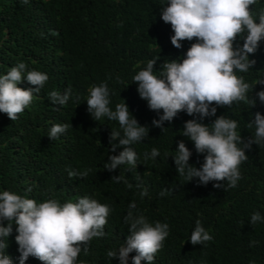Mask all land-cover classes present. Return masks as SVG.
I'll return each instance as SVG.
<instances>
[{
  "label": "trees",
  "instance_id": "obj_1",
  "mask_svg": "<svg viewBox=\"0 0 264 264\" xmlns=\"http://www.w3.org/2000/svg\"><path fill=\"white\" fill-rule=\"evenodd\" d=\"M168 0H0V76L6 75L18 63L26 64V72L39 71L48 80L22 114L12 121L0 113V192L11 191L37 203L55 199L61 204L78 202L88 197L111 209L104 227L105 236L93 238L85 255L82 250L77 264H120L118 258L107 256L109 250L119 251L130 235L125 222L129 205L135 202L137 215L149 223H167L169 236L156 255L153 264H264V144H252L245 150L248 159L241 163V179L236 188L225 182L199 179L188 181L180 176L174 163L179 142L192 152L189 164L200 168L206 154L196 152L194 143L183 136L187 121L197 119L211 127L216 118L225 116L237 122L242 141L254 138L255 126L247 125L255 113L264 115V103L256 93L264 91V40L250 60L256 63L248 72L236 74L251 84L249 100L231 107L217 106L216 116L200 120L198 116L178 113L162 128L153 125L163 114L150 110L133 83L138 71L150 60H156L154 74L161 75L165 61H182L193 43L181 41L182 47L171 43V25L161 19ZM254 15L264 10V0L250 6ZM257 15V23H258ZM246 33L237 37L234 47H242ZM26 76V73H25ZM107 83L109 107L126 103L141 126L150 129L141 142L131 145L136 151L137 167L121 165L115 171L105 167L112 155L113 130H123L118 121L107 117L95 120L88 111L85 89ZM19 87L35 86L26 81ZM81 88V89H80ZM80 94L79 107L73 104L53 105L49 93L61 95L67 90ZM90 95V94H89ZM55 124H67L68 129L58 139L48 135ZM243 143L238 147L243 148ZM156 148L160 155L151 158ZM145 153L149 158L145 159ZM87 176L79 173L89 170ZM69 172H76L70 176ZM123 176L120 183L113 177ZM127 184H131L129 188ZM215 183H224L217 189ZM139 185V187H138ZM31 189V191H28ZM147 190L146 196L140 193ZM161 192L165 194L161 196ZM259 212L262 219L251 224V215ZM212 236L203 245H192L190 236L196 221ZM7 221L4 226H7ZM17 225L8 238L6 254L13 264H19L20 253L15 237ZM129 256L128 264H132ZM25 264H42L29 257ZM146 264V262H143Z\"/></svg>",
  "mask_w": 264,
  "mask_h": 264
},
{
  "label": "clouds",
  "instance_id": "obj_2",
  "mask_svg": "<svg viewBox=\"0 0 264 264\" xmlns=\"http://www.w3.org/2000/svg\"><path fill=\"white\" fill-rule=\"evenodd\" d=\"M254 4L257 0H168L162 8L161 19L170 24L174 32L172 45L180 49L181 41L195 39L197 42L191 45L182 61H165L159 77L154 74L157 61L150 60L133 78L141 99L147 101L150 110L163 112L158 120L153 121L155 127L163 129L164 123L172 122L180 112L198 116L200 120L216 116L217 108H210L213 104L231 107L234 102L243 101L255 107V99L248 98L253 86L236 74L237 70L246 73L255 65L256 61L250 60L249 54H254L264 40V10L257 14V23V15L250 8ZM244 33L243 46L234 47L237 37ZM26 68V64L18 63L6 75L0 76V113L6 114L12 121L30 106L33 93H38L48 80L46 74L36 70L26 72ZM25 81L35 87L25 90L18 86ZM83 88L84 96L88 97V111L94 119L107 117L118 121L123 130V137L119 131L113 130L110 139L119 140V145L113 144L112 151L117 147L124 150L119 155L110 156L111 162L105 167L108 171H115L125 164L136 168L138 156L131 145L141 142L149 135L150 129L141 126L132 114L130 116L126 103L117 104L115 111L109 107L110 93L106 82ZM256 96L264 103V91L256 93ZM49 97L53 105H66L68 102L73 104V110L79 107L80 94L75 92L71 95L70 89L63 95L54 90ZM253 125L255 136L244 143L237 132L238 124L233 119L220 116L211 127L197 119L187 121L183 136L194 143L197 153L206 155L200 168L192 166L189 164L192 152L183 141L179 142L174 156L178 174L190 182L198 178L205 186L213 181H227V187L236 188L242 178L239 167L248 159L245 150L250 149L252 144H264V115L255 113L254 120L247 126L252 128ZM68 127L67 124H55L48 137L58 139ZM241 143L243 148L238 147ZM159 155L158 149L151 150L152 159ZM148 158V153H145V159ZM89 171L79 175L87 176ZM69 175L76 176L77 173L69 172ZM122 180L124 177L121 175L113 177L116 183ZM124 182L127 184L126 180ZM127 186L132 187L131 184ZM213 186L220 189L224 183ZM147 194L146 189L140 193L142 197ZM164 194L161 192V196ZM135 209L133 202L124 218L130 225L126 244L118 252L109 250L107 256L118 258L120 264H128L129 256L134 252L132 264H153L156 253L169 236V225L160 222L153 225L145 216L137 215ZM110 211L108 205L88 197L64 204L55 199L37 203L11 191L0 192V264H13L12 258L6 254L13 223L17 225L15 240L19 246V264H25L29 257L38 259L42 264H77L82 250L85 255L88 254L89 242L105 236L104 227ZM261 219L260 213L255 212L251 215V224L255 225ZM5 221L7 226H4ZM211 239L201 221L197 220L190 236L191 244L203 245Z\"/></svg>",
  "mask_w": 264,
  "mask_h": 264
}]
</instances>
